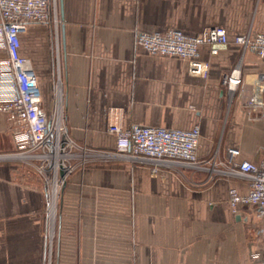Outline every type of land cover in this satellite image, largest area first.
<instances>
[{
  "label": "crops",
  "instance_id": "obj_1",
  "mask_svg": "<svg viewBox=\"0 0 264 264\" xmlns=\"http://www.w3.org/2000/svg\"><path fill=\"white\" fill-rule=\"evenodd\" d=\"M62 108L70 136L91 149L113 151L108 111L119 109L125 128L199 127L197 157L238 161L264 157V116L242 105L258 57L230 42L217 55L201 45L206 77L188 73L176 57L152 56L135 33L167 29L195 35L223 27L232 39L264 32V0H57ZM47 112L53 103V47L48 25L20 35ZM4 53L0 49V58ZM239 66L242 83L228 104L223 75ZM0 114V264H48L46 189L34 169L15 157ZM189 169L182 167L181 169ZM183 174V173H182ZM121 159L90 161L71 173L53 223L50 264H255L264 256V218L252 209L233 213L228 191L248 183L224 174L182 175Z\"/></svg>",
  "mask_w": 264,
  "mask_h": 264
},
{
  "label": "built area",
  "instance_id": "obj_2",
  "mask_svg": "<svg viewBox=\"0 0 264 264\" xmlns=\"http://www.w3.org/2000/svg\"><path fill=\"white\" fill-rule=\"evenodd\" d=\"M31 24L48 25L51 30L54 77L51 112H47L43 105L36 74L20 43V35ZM59 26L57 0H0V49L4 53L0 58V114L5 116L11 132L15 145L13 155L34 169L46 189L48 264L62 185L71 173L90 161L121 159L148 165L153 174L160 168L211 169L215 174L248 183L245 195L235 189L228 191L233 213H237L239 207H246L254 210L257 217L264 218V157L257 163L238 161L239 150L228 148L224 161L214 156L199 159L198 126L188 131L162 127L125 128L121 111L112 108L108 111L107 132L115 137L114 150H96L78 144L70 136L64 122ZM135 42L149 55L187 61L188 73L192 76H207V63L199 58L198 53L201 45H207L213 56L232 42L243 51L254 53L264 63V32L254 36L246 33L229 39L227 31L218 26L195 35L175 29L150 33L137 31ZM241 83L239 66L222 77V85L229 96L238 92ZM241 103L243 107L260 111L264 116V73L255 77L249 95ZM6 157L0 155L1 160ZM250 258L255 264H264V256L258 253Z\"/></svg>",
  "mask_w": 264,
  "mask_h": 264
},
{
  "label": "rangeland",
  "instance_id": "obj_3",
  "mask_svg": "<svg viewBox=\"0 0 264 264\" xmlns=\"http://www.w3.org/2000/svg\"><path fill=\"white\" fill-rule=\"evenodd\" d=\"M233 99H234V97H231V96H229L228 97V104H230L232 101H233ZM1 156H7V157H10V156H8V155H1ZM6 157V158H7ZM30 166V165H29ZM182 168V167H181ZM181 168H177V170L179 171V172H181V174L182 175H185L187 178L188 177H191V174L192 173H196V172H200V171H204V172H206V170H196V169H194V168H189V169H181ZM191 173V174H190ZM217 176H218V174H216Z\"/></svg>",
  "mask_w": 264,
  "mask_h": 264
},
{
  "label": "water",
  "instance_id": "obj_4",
  "mask_svg": "<svg viewBox=\"0 0 264 264\" xmlns=\"http://www.w3.org/2000/svg\"><path fill=\"white\" fill-rule=\"evenodd\" d=\"M61 175H62V173H61ZM63 187H64V184L62 185V188H61V190L63 189Z\"/></svg>",
  "mask_w": 264,
  "mask_h": 264
}]
</instances>
